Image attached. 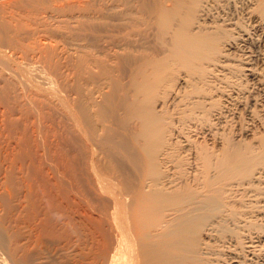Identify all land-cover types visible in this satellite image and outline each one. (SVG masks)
I'll list each match as a JSON object with an SVG mask.
<instances>
[{
	"label": "bare ground",
	"instance_id": "6f19581e",
	"mask_svg": "<svg viewBox=\"0 0 264 264\" xmlns=\"http://www.w3.org/2000/svg\"><path fill=\"white\" fill-rule=\"evenodd\" d=\"M120 1L77 23L84 51L67 85L75 98L59 151L64 178L79 173L70 185L84 204L75 203L76 219L75 198L62 207L59 193L57 208L68 224L78 220L82 240L72 242L75 263L65 254L52 263L264 264V0H166L156 9L153 0ZM27 192L18 216L0 217V264H27L30 239L39 247L59 237Z\"/></svg>",
	"mask_w": 264,
	"mask_h": 264
},
{
	"label": "rangeland",
	"instance_id": "374dc122",
	"mask_svg": "<svg viewBox=\"0 0 264 264\" xmlns=\"http://www.w3.org/2000/svg\"><path fill=\"white\" fill-rule=\"evenodd\" d=\"M119 1L120 0H0V217L4 216L3 214L5 213V216L7 215L6 217L8 218L18 216V213L20 211L15 210L19 206L18 205L17 207H15L18 204V198L19 196L20 198H22L23 195L26 196L25 193L28 189H26V187H29V185L31 184L32 187L30 186V189H33L32 191L30 189L28 190L29 193L27 192V196L28 194H32L33 192V195L35 196V198H33V202L35 201L39 205H37L35 202L34 204L37 205V208H43L45 211H47V214H49L48 216L50 217H48V219H50L49 225L53 227L54 232L56 231L55 234L59 236L56 238L60 241H57L56 239L54 240V243H49L51 244L50 248L53 244L54 246L56 245L57 248H61V246L64 244L61 249H57L55 248L56 246H53L56 252L53 251V247L50 249L49 246H47L49 245L48 243H46L47 245L44 243L46 246H43V244L41 245L40 243L41 246L37 247L39 243L37 244V242L35 241V245L33 240L30 241L31 239L29 240L28 238L29 230H27V228L29 221H27V214L22 213L23 216L26 215V217L24 216L26 218V221L25 223H21L19 225L20 227L18 231L21 230L22 232L24 230L23 234L21 232L19 233L21 234V237L24 235L25 229L27 234L26 236L24 235V237H22L20 240H29L28 243L34 246H31L34 249L29 247L31 248V250L29 251L32 252L34 250V252L37 253L30 254V252L28 251V246H30V244L26 243V245L25 242L24 244L22 243V241L20 242L25 245L26 249L28 248L26 252L23 251L24 254L27 255V253H29L30 255H27L28 257H31L32 255L31 258L23 255L21 251L24 247L20 246L22 248L19 249V253L27 258V264H54L52 262H58L60 260L65 261V256H67V258L70 257V259H66V261H68L69 263H75L76 261L73 254H76L77 249H79L77 247L79 244H75L77 241H79L77 240V238L80 239V241L82 240V237H80L81 232L79 228H77L78 225H75L76 223L78 224V220H76L78 219L76 215V204L79 207V204L81 203L77 201L80 198L78 197L80 196L79 192L77 193L74 189L72 190L70 184H73L77 176L79 177V173L77 174V172H74L76 173H73L74 176H71L70 174L67 175V173L65 177L66 179L64 178L65 175L62 171H66L65 169H62V157L60 156V154H62V151L59 150L62 149L64 145L66 131L63 130H65L66 128L65 125H67L68 127L69 123L67 116L68 113H66V111L69 112L67 108L72 109L73 100L75 98L74 93H70L69 88L73 84H75L74 82H76L74 80L78 77L79 74L78 58L83 54L82 52L84 51H80L82 50V48H79L81 41L78 40L79 37H76L78 36V33H76L77 23L81 18L80 15L82 16L86 13L93 15L101 8V10L104 11L110 8L116 9L117 6L119 7V9H121L122 3L121 1ZM217 1L219 5H222L225 0ZM165 3L166 0H153L151 1V6L152 9H156V5L158 7H160L161 5L165 6ZM136 5V2H132L127 4L125 8L133 9ZM232 5L233 4L231 3V6ZM106 6L110 8H106ZM231 9H233V7ZM147 39L148 41H151L149 42V45L151 43L153 48L157 47L156 44L154 46V40L152 36L147 37ZM105 40L108 42L109 39ZM261 53H264V46L261 47ZM56 65L57 67H55ZM72 65L76 67L74 68L72 67ZM258 65H261L260 67H264V65L261 64V61H259ZM55 71L56 73L58 71V73L55 74ZM243 83H245V81ZM68 84H70V86ZM67 85L69 88H67ZM259 88L260 87H258L256 90H253V92L256 91L255 93H259ZM67 91L69 92V94ZM242 93L243 100L239 108L243 113L239 112V114L246 113L244 112L245 109H243V107L246 106L245 103L248 102V100H245L244 97L246 98V95H249L252 92L248 93L247 90H245V92L243 91ZM65 94L67 96H65ZM67 99L70 102L66 101ZM64 101L66 102V104L64 103ZM67 103L70 106L67 105ZM62 131L63 133H61ZM56 133L61 134V136H57ZM79 136L81 139L82 135L79 134ZM86 139L87 137L84 138V140ZM198 139L202 140L201 138ZM246 139H252V136L249 134ZM81 140V143L86 142L83 139ZM53 143L56 144L54 145ZM90 144L91 142L88 144L86 142L85 146L90 149ZM60 145L62 147H60ZM91 147L92 149L94 148L92 144ZM59 159H61L60 162ZM87 164V169L85 165L84 174L94 176L92 175L93 172L91 170V166L89 167V163ZM89 171L90 173H88ZM61 173L63 174V176ZM91 176H89L91 182L93 180L95 181V177L92 178ZM61 177L63 178V180ZM28 182L30 184L25 187L26 190L23 189L25 184ZM20 183L22 185H20ZM20 186H23V188ZM62 188L64 189V191ZM87 188L88 187H86L85 185V192H87ZM66 189L69 190L67 193H65V191H67ZM22 191L24 192L23 195H21V193H23ZM73 191L78 198L75 197L76 195ZM72 192L73 195L71 196ZM81 192L82 191H80V193ZM59 193L62 196V203H60L59 201V199H61ZM33 195H30V197H34ZM56 195H58V199H55ZM15 196L17 200H15ZM37 196H41V198H47V196H49L50 201L48 198L41 199ZM51 196L54 197L52 198ZM67 198H70V200L75 198L76 200V202L74 201V204L72 203V207L75 208H72L73 213L75 214L74 215L72 213V215L74 218L76 217V219H74L75 223L73 222L74 224H68L67 217H64L65 212L62 209V205H66ZM36 199L42 201L38 202L39 200L36 201ZM44 199L46 204H48L47 201H49L50 204L46 205L44 203ZM51 200H56V203L58 200V203L56 204L54 201V205ZM52 204L56 207L54 208ZM58 204L62 206H60V209H58ZM46 206L48 207V209H45L47 208ZM49 209L51 211H48ZM12 210L13 212L15 210V214L17 211L18 213L16 215L13 214ZM60 214L62 217L60 216ZM65 218L67 222L66 220L64 222L67 225H65L62 221ZM63 224L68 227H65ZM66 228L67 230H65ZM77 232H79L78 236ZM68 234H70V236ZM66 237H70V240L69 238L66 239ZM66 242H68L69 245H67ZM72 242H74L75 244ZM35 246L39 248V250H42V253L44 251L43 248H45L46 250V247H48V249L56 253L54 254V256L59 255V259L56 257L57 259L51 261L52 259H49L46 256L49 253H45L49 251L48 249L44 251L43 254L45 255H43L41 254V251H39L40 253H38V251L36 252L37 248H35ZM67 253H71L72 256ZM63 254H65V256ZM45 257L47 259H45ZM31 259L32 262H30Z\"/></svg>",
	"mask_w": 264,
	"mask_h": 264
}]
</instances>
